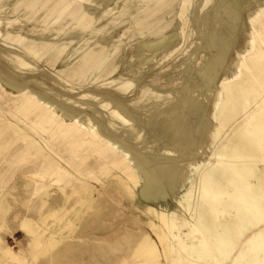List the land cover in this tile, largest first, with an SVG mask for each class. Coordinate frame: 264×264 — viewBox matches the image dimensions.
<instances>
[{"label":"rangeland","instance_id":"rangeland-1","mask_svg":"<svg viewBox=\"0 0 264 264\" xmlns=\"http://www.w3.org/2000/svg\"><path fill=\"white\" fill-rule=\"evenodd\" d=\"M263 1L245 0L247 23L216 49L223 0H0V264H264ZM98 39L80 71L71 53ZM116 109L134 152L108 127ZM194 166V184L244 205L212 219L193 195L187 211Z\"/></svg>","mask_w":264,"mask_h":264},{"label":"bare ground","instance_id":"bare-ground-1","mask_svg":"<svg viewBox=\"0 0 264 264\" xmlns=\"http://www.w3.org/2000/svg\"><path fill=\"white\" fill-rule=\"evenodd\" d=\"M232 1V0H231ZM234 2V1H233ZM239 3H232V2H227L226 0H223V2L221 3L220 7L217 9V11H215V16L218 19V21L221 23V25L223 26V30L225 32H219L216 30H214L212 32V34L215 38V42L213 43V46H216V49L219 48H223L225 47L227 44H229L231 42L232 36L230 33H236L239 30L243 29L244 25L247 23L245 20V16L243 17V15L240 13V7L241 5H245V0H238ZM264 2V1H263ZM261 3V2H260ZM263 4V3H261ZM247 7V6H246ZM257 8V7H256ZM244 11V10H243ZM256 11V10H255ZM245 12V11H244ZM248 13V12H247ZM255 13V12H254ZM257 13V12H256ZM251 13H249L250 15ZM247 26V25H246ZM214 27V26H213ZM248 28V27H247ZM251 29H253L252 27H250ZM256 28V27H255ZM259 31V30H258ZM211 32V31H210ZM245 32V31H244ZM254 33V32H253ZM225 34V35H224ZM247 34V33H246ZM239 36H241L240 34H238ZM249 35V34H248ZM237 36V35H236ZM238 37V36H237ZM235 37V38H237ZM251 37V36H250ZM234 38V39H235ZM234 39L232 41H234ZM241 39V38H240ZM239 39V40H240ZM241 41V40H240ZM238 40L235 41V43H232L231 50L226 51L225 53L217 51L216 54L213 56L215 64L213 65V74H211L212 77V81H211V87L215 86L218 81L220 80L221 76L226 72L227 70V65L230 64L231 61V57L233 55L232 50L236 49L237 45L239 44ZM245 42V41H244ZM246 45V44H245ZM255 46V45H254ZM239 49V47H237ZM241 50V49H240ZM248 50V49H247ZM239 51V50H238ZM246 51V50H243ZM254 51V50H253ZM242 52V51H240ZM247 52V51H246ZM245 52V53H246ZM244 53V54H245ZM248 54V53H247ZM254 58V57H253ZM16 60L19 61L21 64H28L26 61H24L20 56L16 57ZM262 60V59H260ZM260 62V61H259ZM208 63V62H207ZM243 63V62H242ZM208 65V64H207ZM247 66V64H246ZM212 67V66H211ZM206 68V67H205ZM1 72V71H0ZM207 72V71H206ZM232 72V71H230ZM237 72V71H236ZM238 75V74H237ZM210 76V77H211ZM0 77L3 79L4 82L5 79L2 77L1 73H0ZM7 83V82H6ZM8 84V83H7ZM210 87V88H211ZM228 87V86H227ZM41 96V94H39ZM35 96V95H34ZM38 98V97H37ZM42 100V99H41ZM39 101V100H38ZM207 103V101H206ZM179 104L175 103V106ZM170 106V105H169ZM164 107V106H163ZM182 107V106H181ZM208 107V104H206V106H203V113L204 114L206 109ZM79 108V107H78ZM167 108V107H166ZM195 109V113H198L199 108H194ZM61 110V109H60ZM159 110V109H157ZM156 110V111H157ZM116 111L119 113V116H111L108 119V127L112 130V132H114L120 139L121 143L127 147L128 149H130L131 151L134 152V150L130 147V145L128 146L127 144H125L123 142V138H126L128 140H130L131 142H137L138 141L136 139L133 138L134 133H132L131 131H128V129H133V126L131 127H127L129 124V117L124 113V110L122 109H116ZM160 111V110H159ZM181 112L183 113V110H181ZM67 113V112H66ZM158 113V112H156ZM164 113V112H163ZM165 114V113H164ZM66 115V114H65ZM89 115L91 116H95L96 114L95 112L90 113ZM160 115V114H159ZM99 116V115H98ZM167 118V117H166ZM170 118V117H169ZM176 119V118H175ZM122 120H126V121H122ZM148 122L151 123V121L149 119H146ZM175 125V124H174ZM173 125V126H174ZM208 126V125H207ZM221 126V125H220ZM102 127V126H101ZM178 128V127H177ZM198 128V126L196 127V129ZM209 128V127H208ZM149 129V128H148ZM147 131V129H146ZM135 132V131H134ZM109 134V133H108ZM137 135V134H136ZM141 146V145H140ZM133 147V146H132ZM144 150V149H143ZM228 152V151H227ZM133 154V153H132ZM137 154V153H135ZM157 154V153H156ZM187 154V153H186ZM185 154V155H186ZM138 155V154H137ZM231 155V154H230ZM134 156V155H133ZM225 156V155H224ZM140 160H144L145 156H143V154L138 155ZM163 157L168 158V160H172L174 159V156H169L168 154L163 155ZM228 157V156H227ZM232 157V156H231ZM226 158L225 156V162L231 164V163H236V160L233 158ZM238 158V156H237ZM245 158V157H244ZM146 159V158H145ZM240 159V158H239ZM247 159V157H246ZM163 160L161 158L155 160L154 165L156 166L157 172L160 174L161 172V161ZM167 160V159H166ZM137 161V160H136ZM142 163V162H141ZM171 163V162H170ZM168 164V163H167ZM153 166V165H152ZM231 167V166H230ZM153 168V167H152ZM197 166H194L193 169L185 176V180H184V184L183 186H187L190 185V188L188 190V192H192V195H188V202L187 204H183V207L188 211L189 210V206L191 204V198L193 195H196V201L200 202V204L202 205V208L207 209L212 217V219H217L219 216L221 217H227L229 215H231L236 209L235 205H238L240 203L243 204L244 202V198L243 195L238 196L237 193L233 192L232 189L227 185V184H216V185H211L208 183H196L194 184V179L196 176V171ZM199 169V168H198ZM148 170V169H147ZM154 171V170H153ZM173 171V170H172ZM177 171V170H176ZM148 172V171H147ZM175 172V171H174ZM153 174V173H152ZM240 174V173H239ZM154 175V174H153ZM173 174H171L170 176H172ZM161 176V174H160ZM198 176V175H197ZM200 176V175H199ZM151 177V176H150ZM149 177V178H150ZM169 177V176H168ZM235 177V176H234ZM237 177V176H236ZM170 179V178H169ZM201 179V178H200ZM157 180V178H156ZM159 181L161 183V185H163L162 182V178H159ZM173 181V180H172ZM171 182V181H170ZM156 183V182H155ZM159 184V183H158ZM193 185V186H192ZM182 186V187H183ZM148 187V186H147ZM162 187V186H161ZM164 187V186H163ZM181 187V188H182ZM183 187V188H185ZM189 187V186H188ZM187 187V188H188ZM183 190V189H182ZM185 190V189H184ZM183 190V191H184ZM182 193V192H181ZM186 193V192H185ZM164 194V193H163ZM241 194V193H240ZM186 198V197H185ZM184 203H186L184 201ZM245 203V202H244ZM244 210L249 211V207L248 205L243 207ZM148 211V210H147ZM167 212V211H164ZM172 212V211H171ZM191 212V211H189ZM174 214L176 212H173ZM173 217V215H172ZM178 217V216H177ZM176 218V216L174 217ZM194 221L192 222V225L195 226L197 229H201L199 228V226L201 227V225H203V218L202 216H199V218L196 221V214L193 217ZM173 220V219H172ZM175 220V219H174ZM169 221V218H168ZM173 222V221H172ZM167 223V222H166ZM203 231V230H202ZM255 256V255H254ZM250 259V258H249ZM248 259V260H249Z\"/></svg>","mask_w":264,"mask_h":264},{"label":"crops","instance_id":"crops-1","mask_svg":"<svg viewBox=\"0 0 264 264\" xmlns=\"http://www.w3.org/2000/svg\"><path fill=\"white\" fill-rule=\"evenodd\" d=\"M166 8V7H165ZM165 8L163 9V11L165 10ZM166 11V10H165ZM164 13V12H163ZM162 13V14H163ZM158 14H156V15H152V16H150L149 18L150 19H152L151 20V22L150 23H153V21L157 18V17H159V16H161V14L159 15V16H157ZM77 37H76V34H71V33H69L68 35H67V37L64 39V47H67V45L69 46H71L73 43H75V42H77ZM102 43H103V40H101V39H98V40H95L93 43L92 42H89V44L88 43H86V44H84V45H88V47H84V45H81V49H79L80 51H74L73 53H71L72 54V56L73 55H79L80 54V52H81V54L83 53V52H85L82 56H81V63H80V71L82 70V71H85V70H87V69H89L92 65H94L95 63H98V61H99V59H97V58H95L94 57V54H95V52L96 51H98L99 49H100V47H101V45H102ZM96 45H98V46H100L99 47V49H95V46ZM63 47V46H62ZM84 48V49H83Z\"/></svg>","mask_w":264,"mask_h":264},{"label":"clouds","instance_id":"clouds-1","mask_svg":"<svg viewBox=\"0 0 264 264\" xmlns=\"http://www.w3.org/2000/svg\"><path fill=\"white\" fill-rule=\"evenodd\" d=\"M23 230V229H22Z\"/></svg>","mask_w":264,"mask_h":264}]
</instances>
